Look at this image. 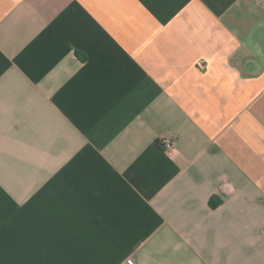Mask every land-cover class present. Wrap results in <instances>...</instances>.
Returning a JSON list of instances; mask_svg holds the SVG:
<instances>
[{
  "label": "crops",
  "instance_id": "0c3cea01",
  "mask_svg": "<svg viewBox=\"0 0 264 264\" xmlns=\"http://www.w3.org/2000/svg\"><path fill=\"white\" fill-rule=\"evenodd\" d=\"M0 264H264V0H0Z\"/></svg>",
  "mask_w": 264,
  "mask_h": 264
},
{
  "label": "built area",
  "instance_id": "2783aa9c",
  "mask_svg": "<svg viewBox=\"0 0 264 264\" xmlns=\"http://www.w3.org/2000/svg\"><path fill=\"white\" fill-rule=\"evenodd\" d=\"M159 146L166 150V151H171L174 148V141L172 139V137L170 136H163L159 139L158 142ZM131 262H133V260H130Z\"/></svg>",
  "mask_w": 264,
  "mask_h": 264
},
{
  "label": "trees",
  "instance_id": "16d2710c",
  "mask_svg": "<svg viewBox=\"0 0 264 264\" xmlns=\"http://www.w3.org/2000/svg\"><path fill=\"white\" fill-rule=\"evenodd\" d=\"M75 54H76V55H79L78 52H76V51H75ZM80 56H81V55H80ZM213 199H214L213 197H211V198L209 199V205H210L212 208L215 207L216 204H217V202H215Z\"/></svg>",
  "mask_w": 264,
  "mask_h": 264
}]
</instances>
